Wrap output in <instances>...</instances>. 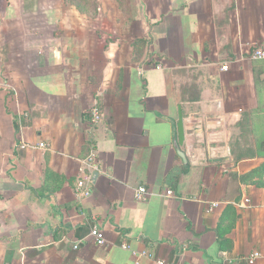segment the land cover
Here are the masks:
<instances>
[{"label":"crops","instance_id":"1","mask_svg":"<svg viewBox=\"0 0 264 264\" xmlns=\"http://www.w3.org/2000/svg\"><path fill=\"white\" fill-rule=\"evenodd\" d=\"M261 45L264 0H0V264L264 255V153L241 143ZM141 185L176 198L137 202Z\"/></svg>","mask_w":264,"mask_h":264},{"label":"built area","instance_id":"2","mask_svg":"<svg viewBox=\"0 0 264 264\" xmlns=\"http://www.w3.org/2000/svg\"><path fill=\"white\" fill-rule=\"evenodd\" d=\"M251 59L254 61H264V45L258 46L255 48V50L250 55ZM230 66L228 64H225L222 67V71H229ZM89 116L90 121L92 124L97 125L102 122L103 120V114L101 112V109L98 105L93 106L89 110ZM20 148L23 150L26 149H40V150H49V145L46 143H26L23 142L20 145ZM88 164L92 165L91 167L96 168V165L93 161V159H89L87 161ZM93 175L90 173H82L81 177L77 181V192L80 193L83 197H91L92 192L90 189V184L92 183ZM152 196H158V197H169V198H176V193L172 189H168L165 193L164 192H153L149 190L146 186H139L135 190V200L137 202H145ZM219 205L217 203H214L212 205V209L217 208ZM87 240H92L97 247L104 248L107 245V240L105 237V233L103 229L96 226L94 227L90 235L87 237ZM81 242V241H80ZM81 243H78L75 245V250L79 248ZM123 249L129 250L130 247L127 244L122 245ZM264 255L262 253H254L253 255L249 256L246 261L248 264H255L257 260L262 259ZM138 264V263H137ZM154 264H170L166 260L157 259Z\"/></svg>","mask_w":264,"mask_h":264},{"label":"rangeland","instance_id":"3","mask_svg":"<svg viewBox=\"0 0 264 264\" xmlns=\"http://www.w3.org/2000/svg\"><path fill=\"white\" fill-rule=\"evenodd\" d=\"M263 73L257 78V95L261 97V102L256 109L255 117L246 125L249 129V137L241 139V143L248 146L250 150H255L260 153V144L264 143V64L259 68Z\"/></svg>","mask_w":264,"mask_h":264},{"label":"water","instance_id":"4","mask_svg":"<svg viewBox=\"0 0 264 264\" xmlns=\"http://www.w3.org/2000/svg\"><path fill=\"white\" fill-rule=\"evenodd\" d=\"M175 147L177 151L181 154L180 146H182L185 142V126H184V118L182 112L180 113V120L178 124L176 125V131H175Z\"/></svg>","mask_w":264,"mask_h":264},{"label":"trees","instance_id":"5","mask_svg":"<svg viewBox=\"0 0 264 264\" xmlns=\"http://www.w3.org/2000/svg\"><path fill=\"white\" fill-rule=\"evenodd\" d=\"M17 126V125H16ZM263 148V149H262ZM260 154L264 153V143H262L261 147H260ZM257 154V153H256ZM257 174V175H263L264 174V165L261 167V169H259L257 172L254 173V175Z\"/></svg>","mask_w":264,"mask_h":264}]
</instances>
